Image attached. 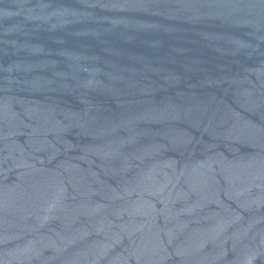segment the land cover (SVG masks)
<instances>
[{
	"label": "water",
	"instance_id": "95a60500",
	"mask_svg": "<svg viewBox=\"0 0 264 264\" xmlns=\"http://www.w3.org/2000/svg\"><path fill=\"white\" fill-rule=\"evenodd\" d=\"M0 264H264V0H0Z\"/></svg>",
	"mask_w": 264,
	"mask_h": 264
}]
</instances>
